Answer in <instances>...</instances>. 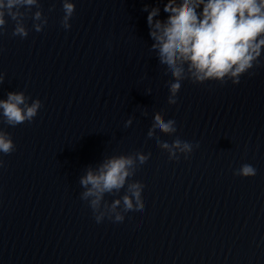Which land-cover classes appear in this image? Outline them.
Wrapping results in <instances>:
<instances>
[{
  "label": "water",
  "instance_id": "1",
  "mask_svg": "<svg viewBox=\"0 0 264 264\" xmlns=\"http://www.w3.org/2000/svg\"><path fill=\"white\" fill-rule=\"evenodd\" d=\"M65 2L74 5L67 28ZM167 3L37 0L20 9L26 38L5 16L0 100L23 93L41 107L16 126L0 109V133L15 146L0 152V264H264V46L238 84L230 74L199 81L178 62L170 104L177 80L147 20L155 8L153 23L166 22ZM156 114L176 130L153 128ZM176 140L192 151L161 147ZM120 156L132 157L130 175L93 210L95 197L82 198L91 185L80 180ZM244 164L254 177L235 175ZM133 183L142 211H125V195L136 207Z\"/></svg>",
  "mask_w": 264,
  "mask_h": 264
},
{
  "label": "clouds",
  "instance_id": "2",
  "mask_svg": "<svg viewBox=\"0 0 264 264\" xmlns=\"http://www.w3.org/2000/svg\"><path fill=\"white\" fill-rule=\"evenodd\" d=\"M37 0H0V34L6 31L5 16L10 17L15 22L13 36L26 38L28 31L23 24V12L21 8L35 5ZM175 0H169L164 11L170 13L166 22L153 18L158 15L159 9H153L147 17L151 28L150 36L155 41L153 49L159 50L161 64H165L171 70L177 82L170 85L171 95L169 103L177 102L176 96L181 87L179 80L182 76L183 64L189 63V70L197 80L216 79L223 81L226 75L237 78L233 80L238 84L239 76L252 69L254 61L261 55V47L264 46V0H183L182 4L173 6ZM202 7L200 14L197 9ZM65 16L63 26L69 27L67 21L72 16L74 5L65 2L63 5ZM34 20L41 19V13L36 12ZM43 23L46 24V21ZM35 31L40 32L42 25L34 24ZM258 66V65H257ZM253 73H250L252 75ZM4 79V74H0V82ZM23 105L24 107H21ZM41 107L39 100L34 101L31 106L25 104L23 93H8L7 100H0V109H3V116L9 125L16 126L24 121L31 122L37 115V110ZM129 121L128 123H130ZM175 121L164 122L159 114L154 117L153 128H159L164 133L174 132ZM152 136V131H149ZM161 147L169 149L175 155L173 149L182 152H191L192 145L188 142L176 140L170 148L167 143ZM15 146L10 137L0 133V152L10 154ZM143 163L146 157L139 156ZM134 161L132 157H113L101 165L99 172L94 174L89 170L81 178V185L88 188L82 194V198L95 197L91 201V207L96 210L100 204L101 196L105 192L113 189H120L124 186L126 178L130 175L129 169ZM3 161H0V166ZM235 175L249 178L256 175V170L249 164H244ZM141 188L139 183L129 185V191L136 200L134 209L132 198L125 195L123 202L125 211H142L144 203L141 200ZM120 203L115 201L112 205L114 210ZM124 217L117 214L115 222H122ZM100 216L96 217L99 223Z\"/></svg>",
  "mask_w": 264,
  "mask_h": 264
}]
</instances>
